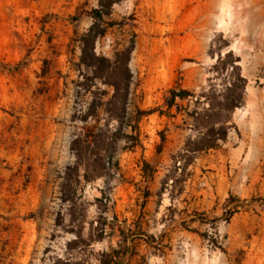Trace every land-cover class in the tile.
Masks as SVG:
<instances>
[{"label":"rangeland","instance_id":"obj_1","mask_svg":"<svg viewBox=\"0 0 264 264\" xmlns=\"http://www.w3.org/2000/svg\"><path fill=\"white\" fill-rule=\"evenodd\" d=\"M101 1L0 0V264H264V0L113 4L93 51L132 48L116 101L79 63ZM230 63L242 106L192 152Z\"/></svg>","mask_w":264,"mask_h":264},{"label":"trees","instance_id":"obj_2","mask_svg":"<svg viewBox=\"0 0 264 264\" xmlns=\"http://www.w3.org/2000/svg\"><path fill=\"white\" fill-rule=\"evenodd\" d=\"M119 0H102L99 3L97 9L91 11L90 16L95 21V25L90 28L88 33L84 35L81 39V56H80V65L89 71L92 72L93 79H105L104 83L109 85L114 89V93L112 96V100L116 101L120 97V100H123L127 94V87L130 81V74L127 68V62L129 60L130 53L132 48L126 49L121 52L113 62L109 60L97 57L94 53V41H95V33L94 29L102 24L105 17L110 15V8L113 4L117 3ZM228 59V55L226 57ZM221 65L225 68V63L221 61ZM230 63L229 69L232 76V82L225 89L224 95L221 97V100L215 105V107L210 108L209 115H205L204 119L207 121L204 133L199 135L197 141L192 144V152H201L209 149H213L217 147L218 142H223L227 136V125L230 121V117L234 110L240 108L243 103L244 89L246 86L245 80L240 76L239 68L231 65ZM120 78L118 79V77ZM120 81V83H119ZM169 99L167 101V107L171 108L173 106L175 99H182L188 95V93L184 91H170ZM144 113H139L143 115ZM152 113H148L150 115ZM201 118L196 115L195 121L200 120ZM202 121V120H201ZM198 127V126H197ZM80 142L74 141L72 143V149L80 158L81 150ZM99 163L100 172L104 170V164L101 161H96ZM80 159H77V163L72 168H67L65 171L64 182L67 183L71 175L76 174L80 167ZM88 169V165H86ZM100 176L94 177V179ZM84 181L91 180L87 171L83 172L82 176ZM118 257V256H116Z\"/></svg>","mask_w":264,"mask_h":264}]
</instances>
